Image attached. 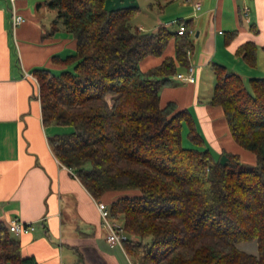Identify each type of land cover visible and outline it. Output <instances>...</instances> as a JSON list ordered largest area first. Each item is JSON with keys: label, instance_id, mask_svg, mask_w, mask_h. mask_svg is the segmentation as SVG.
<instances>
[{"label": "trees", "instance_id": "trees-1", "mask_svg": "<svg viewBox=\"0 0 264 264\" xmlns=\"http://www.w3.org/2000/svg\"><path fill=\"white\" fill-rule=\"evenodd\" d=\"M75 42L65 57L52 56L60 73L31 74L39 87L44 125L71 126L47 138L56 159L89 194L107 201L129 237L124 248L137 264H264V77L247 88L236 73L211 64L215 78L210 106L222 109L231 138L254 156L243 163L222 152L214 161L188 109L159 101V89L189 66L190 20L182 34L159 26H131L137 7L107 10L105 0H42ZM156 4L173 0H153ZM255 31V29H253ZM234 35L235 32H230ZM172 41L174 56L146 71ZM236 54L256 64V45ZM68 66L72 70H66ZM194 146H182V130ZM255 242L256 253L241 243ZM0 264H38L23 257L19 240L0 222Z\"/></svg>", "mask_w": 264, "mask_h": 264}, {"label": "crops", "instance_id": "crops-1", "mask_svg": "<svg viewBox=\"0 0 264 264\" xmlns=\"http://www.w3.org/2000/svg\"><path fill=\"white\" fill-rule=\"evenodd\" d=\"M163 3L151 0L145 10H139L137 0H105V8L137 6L133 26L141 32H153L167 23L178 26L177 20L191 21L189 65L195 82L171 77L159 89L160 104L171 101L179 109H188L199 133L215 151L254 161L231 138L222 109L208 104L215 83L210 66H224L228 73L238 74L245 86L251 78L264 77V0ZM16 7L25 21L12 31L8 3L0 0V222L34 223L32 232L15 238L21 255L33 257L38 264H133L125 248L107 243L93 197L52 153L47 138L67 132L42 123L35 83L23 77L40 68L60 70L50 59L71 54L74 39L59 19L52 29L56 10L42 0H16ZM140 12L144 16L136 18ZM247 41L256 45L254 67L236 54L238 46ZM166 56H174L172 41L161 56H147L139 67L146 71ZM206 78L210 87L204 86Z\"/></svg>", "mask_w": 264, "mask_h": 264}, {"label": "built area", "instance_id": "built-area-1", "mask_svg": "<svg viewBox=\"0 0 264 264\" xmlns=\"http://www.w3.org/2000/svg\"><path fill=\"white\" fill-rule=\"evenodd\" d=\"M8 3V10L11 15V28L12 31L15 30V28L23 23L25 21V18L20 15L17 11L16 7V0H6ZM195 8L199 9V4H195ZM244 12H247V8H243ZM185 31V27L183 23H179L177 26V33L182 34ZM189 51L187 50V55H189ZM176 78L179 80L186 82V83H194L195 77H194V69L191 65H189L185 72L180 73L178 72L176 75ZM24 78H30L35 83V95L37 98H39V87L37 80L35 76H33L31 73L25 72L23 74ZM93 202L95 204V207L97 209L99 220H100V226L103 228V230L106 232V241L111 246L116 245L122 250H124V241L129 237L124 229L123 223L121 220L113 218L110 215L108 204L102 200H97L93 198ZM9 232L14 236L18 237L22 234H28L34 230V223L33 222H22L17 219L10 220L6 224ZM133 264H137L134 262Z\"/></svg>", "mask_w": 264, "mask_h": 264}, {"label": "rangeland", "instance_id": "rangeland-1", "mask_svg": "<svg viewBox=\"0 0 264 264\" xmlns=\"http://www.w3.org/2000/svg\"><path fill=\"white\" fill-rule=\"evenodd\" d=\"M138 2H139V5H140V8H139V10H145V8H146V6L148 5V3L149 2H151V0H137ZM130 7H137V6H130ZM138 9V8H137ZM138 16H139V18H141V17H143L144 15H143V13L142 12H140V13H138V15H137V17L136 18H138ZM134 18L131 20V26L132 27H134L133 25H134ZM166 27L170 30V31H176V28H177V26L175 25V24H170V23H167L166 24ZM261 67H264V63H261ZM260 67V68H261ZM66 70H69V71H71L72 70V67L71 66H68L67 68H65ZM60 71L61 70H56V71H54L53 73L54 74H58V73H60ZM184 71H180V73H183ZM215 82V81H214ZM208 85V86H207ZM204 86H207V87H210L209 86V80L206 78V81H205V84H204ZM213 86H214V83H213ZM246 87L247 88H249L248 87V85H246ZM67 127V128H66ZM60 128L61 129H59V132H70V131H72L73 130V127H71V126H60ZM65 129V130H63L62 131V129ZM182 146L183 147H185V148H190V147H194L188 140H187V138H186V127L184 126L183 127V130H182ZM203 148H208L210 151H211V154H212V156H213V159H214V161H219L220 159H221V157L223 156V154H221L220 152H217V151H215L214 150V148H212V146H210V144L208 143V141H205V144H204V146L201 148V149H203ZM243 163H246V164H253L254 163V161L253 160H249V159H242L241 160ZM104 202H107L105 199H104ZM11 236H13V235H11ZM129 236V235H128ZM14 237V236H13ZM239 247L242 249V250H244V251H246V252H248V253H256V251H257V249H256V244H255V242H247V243H241L240 245H239ZM131 257V256H130ZM132 258V257H131ZM136 258H132V260H135Z\"/></svg>", "mask_w": 264, "mask_h": 264}, {"label": "water", "instance_id": "water-1", "mask_svg": "<svg viewBox=\"0 0 264 264\" xmlns=\"http://www.w3.org/2000/svg\"><path fill=\"white\" fill-rule=\"evenodd\" d=\"M226 161H227V158H226L225 155H223V156L221 157V159L219 160V163H220L221 165H224V164L226 163Z\"/></svg>", "mask_w": 264, "mask_h": 264}]
</instances>
